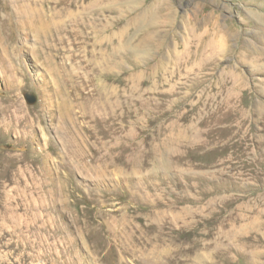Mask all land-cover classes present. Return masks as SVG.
Here are the masks:
<instances>
[{
  "label": "rangeland",
  "instance_id": "obj_1",
  "mask_svg": "<svg viewBox=\"0 0 264 264\" xmlns=\"http://www.w3.org/2000/svg\"><path fill=\"white\" fill-rule=\"evenodd\" d=\"M92 2L0 0V264H264V0Z\"/></svg>",
  "mask_w": 264,
  "mask_h": 264
},
{
  "label": "bare ground",
  "instance_id": "obj_2",
  "mask_svg": "<svg viewBox=\"0 0 264 264\" xmlns=\"http://www.w3.org/2000/svg\"><path fill=\"white\" fill-rule=\"evenodd\" d=\"M80 1V0H79ZM92 5L93 7L90 9V11L85 15L87 16L88 20L89 19H92L93 20V23L95 21H98V20H101L99 18V15H100V10L103 8V6L100 5V3L98 2V0H93L92 2ZM90 6V5H89ZM91 7V6H90ZM106 7V6H105ZM108 8V7H107ZM111 8V7H110ZM89 9V8H87ZM105 9V8H103ZM109 9V8H108ZM111 11V10H110ZM104 12V11H103ZM107 12V11H106ZM102 13V12H101ZM259 19L260 21L264 24V15H260L259 16ZM257 19V20H259ZM99 23V22H98ZM92 24V23H91ZM261 24V23H260ZM99 25V24H98ZM97 25V26H98ZM213 25V23H212ZM96 25L95 27L98 28ZM108 27V26H107ZM214 27V26H212ZM216 28V27H215ZM214 28V29H215ZM99 29V28H98ZM101 31V30H100ZM212 31V30H211ZM209 29L206 31V33L203 35L204 39L208 40V41H211L210 39V32ZM99 32V31H98ZM218 38V37H217ZM223 39V38H222ZM201 41H203L201 39ZM200 41V42H201ZM223 41V40H222ZM202 43V42H201ZM51 48V46H50ZM199 48V47H198ZM200 50V49H199ZM15 53V52H14ZM44 54H46L47 52H44ZM27 57V56H26ZM98 57V56H97ZM61 58V57H60ZM103 58V57H102ZM6 59V58H5ZM15 59V55L14 54H9V57L7 58V63L5 64V67H7V70H11L12 72L10 73L8 71V73L6 74H11V75H7V83L9 84V86H16V84L22 86V84L24 83L25 81V78L24 80L22 79H19L18 80V77H19V72L23 74V76L26 75L25 73V70L24 68L22 67V63L17 65L14 61ZM48 59V57H47ZM215 59V58H214ZM26 60V59H25ZM102 60V59H101ZM47 61V60H46ZM61 61V60H60ZM104 61V60H103ZM98 61L96 60V63ZM100 62V61H99ZM49 65L51 66L52 64L50 63H56L54 60H52L50 57H49ZM92 63V62H91ZM93 64V63H92ZM83 61L82 60H79L76 64V67H81L83 66ZM90 65V63H89ZM205 65H209V63L205 64ZM28 66V65H27ZM96 66V65H95ZM101 66V65H100ZM58 67H61L65 70V84H63V92L65 94H69L70 96H72L73 98V101H72V114H73V123L74 124H77V121L80 119V115L82 117H85L86 113H87V110L88 111H93L95 108H98V107H103L105 105V108H112V104L113 103V99H112V96L111 94L108 95L109 92H105L100 86H98L97 88H94L93 90L91 89V91H89L88 93L85 91L87 87H89V85L92 86V83L95 84L97 80L100 79L101 77V72L99 71L100 68H98V66L93 67V72L91 75H89L86 71H84V74L83 73H80V72H75L73 69H74V66L69 64L68 62H60ZM55 68V67H54ZM86 70H91L90 66L86 69ZM30 71V70H29ZM104 77V76H103ZM102 79V78H101ZM107 80L110 79V77H106ZM15 80V82H14ZM20 81V82H19ZM227 82V81H226ZM20 86V87H21ZM13 88V87H12ZM110 89V88H109ZM88 90V88H87ZM93 91V92H92ZM112 91V90H111ZM114 93V92H113ZM113 95V94H112ZM115 96V95H114ZM116 97V96H115ZM98 98H101V100L99 101ZM104 98V99H103ZM51 101V100H50ZM116 101V100H115ZM74 102V103H73ZM116 103V102H115ZM43 104V103H42ZM78 109V110H77ZM44 110V109H43ZM29 113V111H28ZM83 121V120H82ZM14 127V126H12ZM63 127V126H62ZM83 129V128H82ZM69 132V131H68ZM86 135V134H85ZM81 136V135H80ZM25 140V139H24ZM49 141V140H48ZM82 146V145H81ZM38 192V191H37ZM55 198V197H54ZM51 205V204H50ZM56 205V204H55ZM55 208V207H54ZM44 210V209H43ZM22 223V222H21ZM19 227V226H18ZM242 227L244 228V225H242ZM52 228V227H50ZM54 228V227H53ZM23 229V228H22ZM235 230V228H234ZM239 230H242L239 228ZM54 231V230H53ZM236 231H238V229L236 228ZM235 232V231H234ZM34 233V232H33ZM40 233V232H39ZM232 233V232H231ZM251 236L249 235H244V234H241L239 232H235L232 234V239L233 241H240L241 243H237V244H234L235 247H236V250L240 249L238 252H241L242 254H244V251H243V247H245L247 245V243L251 240L253 241L254 239V245L256 244V238L254 237L253 235V238L250 239L248 238ZM261 238V237H260ZM231 239V238H230ZM235 242V243H236ZM259 242V241H258ZM246 251V250H245ZM247 252V251H246ZM259 251L256 250L254 252V255L258 254ZM260 254V253H259Z\"/></svg>",
  "mask_w": 264,
  "mask_h": 264
},
{
  "label": "water",
  "instance_id": "obj_3",
  "mask_svg": "<svg viewBox=\"0 0 264 264\" xmlns=\"http://www.w3.org/2000/svg\"><path fill=\"white\" fill-rule=\"evenodd\" d=\"M27 99H28L30 102H33V101H34V98H33V96H31V95H27Z\"/></svg>",
  "mask_w": 264,
  "mask_h": 264
}]
</instances>
